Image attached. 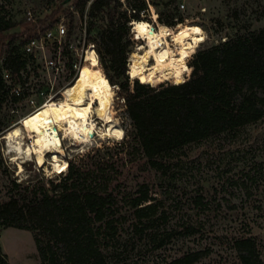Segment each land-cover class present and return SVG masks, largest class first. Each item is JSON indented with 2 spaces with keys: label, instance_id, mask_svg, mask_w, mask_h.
<instances>
[{
  "label": "trees",
  "instance_id": "1",
  "mask_svg": "<svg viewBox=\"0 0 264 264\" xmlns=\"http://www.w3.org/2000/svg\"><path fill=\"white\" fill-rule=\"evenodd\" d=\"M70 1L69 7L63 9L65 0H62L42 23L61 13H66L73 23L71 7L82 15L88 8L91 32L96 27V15L106 13L108 25L100 28L98 36L92 39L97 42L102 68L114 89L123 95L131 118L132 142L128 141V147L133 146V151L142 155L145 164L163 179L181 172L182 156L190 146L219 137H237L244 128L264 119V27L238 32L218 44L200 47L190 57L192 71L188 79L176 84L169 83L176 79L163 78L167 81L154 85L157 79L148 84L140 77L131 80L128 74L133 44L129 37L131 22L141 21L144 19L141 14L149 12L146 0ZM173 19L158 13V21L169 28L175 24ZM23 24L26 26L23 31L9 37L3 31L15 24L6 22L4 28L0 25V59L5 57L6 65L20 80V70L26 63L21 61L16 43L24 39L23 44L37 33L36 24ZM9 92L0 73V96ZM122 144L127 146V141ZM109 148L98 147L89 153L87 158L92 161L87 163L83 159L81 162L69 159L67 172L58 173V180L49 177L40 183H29L19 194L0 200V227L31 231L42 264H110L112 248L120 240L126 217L121 214L118 196L111 189L114 162L106 156ZM1 161L0 151V164ZM21 184L13 180L16 188ZM125 200L135 220L132 233L142 238L153 229L151 235L159 234L151 238L156 248L181 232L174 227L160 233L159 222L165 224L169 219L163 208L165 199L149 184H140L135 194ZM193 203L199 208L207 205L201 194L193 198ZM183 225L185 236L195 235L198 230L191 220ZM233 249L239 264H264L253 237L236 238ZM210 253L209 248L190 250L161 264H196ZM0 264H10L1 246Z\"/></svg>",
  "mask_w": 264,
  "mask_h": 264
},
{
  "label": "rangeland",
  "instance_id": "2",
  "mask_svg": "<svg viewBox=\"0 0 264 264\" xmlns=\"http://www.w3.org/2000/svg\"><path fill=\"white\" fill-rule=\"evenodd\" d=\"M61 2L62 0H0V25L4 28L6 22L15 24L10 29H4L3 35L9 37L26 28L23 23H27L25 13L28 8H33L41 16H46L58 8ZM68 2L71 1L65 0L63 9L69 7ZM149 4L152 8H149L148 13L141 14L144 19L139 22H149L156 30L165 25L171 35L179 33L187 26H199L205 32V35L197 37V41L192 42L190 52L184 56L185 63L187 60V72H189L185 80L189 78L192 71L189 67L190 57L200 47L218 44L238 32L243 33L264 27V0H149ZM124 8L123 5L121 11ZM151 9L165 17L173 16L175 24L169 28L158 19L155 21ZM86 13L85 15L80 12L74 13L73 23L71 18L66 16L67 26L74 38V47L78 49L79 54L84 53V39L86 43L96 44L97 42L92 38L98 36L100 28L108 25L106 13L100 12L94 20L96 27L89 32L92 19L88 8ZM63 14L67 15L66 13L59 15ZM177 20H182V23H178ZM27 25L29 26V23ZM132 26L134 27L133 23ZM129 37L133 40L130 46L131 53L138 44L145 42L142 31H136L135 28ZM21 40L23 39L18 40L17 43ZM170 41L173 48L179 51L176 41L171 39ZM67 51L70 52V50ZM68 60H72L69 55ZM98 62L103 67L100 55ZM90 64L88 62L85 66ZM75 74L67 68L58 77L56 92L59 93L54 99H62L63 93L60 90L65 83L74 79ZM28 75L35 83L37 72H33V66L24 69V76ZM14 80L15 84L26 92V96L18 100H15L10 92L0 96L2 160L0 200L2 201L7 200L11 195L19 194L29 183H40L49 177L58 180V173H61V171H55L50 164L51 153L46 155L44 164L40 166L35 156L17 161L14 159V154L7 149L5 136L16 126L21 125L24 117L46 99L37 94L31 97L29 83L23 79L20 80L18 76ZM143 82L148 83L145 79ZM160 82H164L161 77L157 78L154 85ZM169 83L175 82L169 80ZM133 88L134 84L131 81L130 89ZM113 111L114 119L116 118L115 120L124 127L125 137L95 135L88 142L73 145L70 144L72 137H62L64 152L60 153L63 161L68 162L69 159H74L76 162H81L83 159L82 161L87 163L92 161L91 158H87L89 153H94L98 147H111L105 151L109 152L106 156H110L111 161L114 162L111 171L113 172L111 189L118 196V208L126 218L121 228L120 240L112 248L110 264H161L184 252L205 248L210 249L209 257L196 264H239L233 249V242L239 237H253L258 243L264 260V119L247 126L237 137H219L200 145L190 146L187 153L182 156L181 172L177 173L176 177L165 180L145 164L143 156L134 152L133 146L128 147V144L130 145L128 141L132 142L133 128L124 97L119 95L117 90H115ZM94 119L101 129L105 126L95 114ZM123 141H127V146L122 144ZM65 169L64 174L67 172V168ZM48 173H51V176ZM13 180L22 183L21 186L16 188ZM143 183L155 188L160 193V197L165 199L163 208L167 210L169 219L165 224L162 221L159 222L160 231H162L160 233L174 227L181 231L161 248H156V243L151 240L154 235H159L158 233L151 235V232H154L153 229H149V235H143L142 238L132 233L135 220L132 209L126 204L125 199L135 194ZM199 194L205 198L207 205L204 208L196 207L193 203V198ZM187 220L196 223L198 230L195 235L185 236L183 233L185 232L183 224ZM0 246L8 254L10 264H42L31 231L0 227Z\"/></svg>",
  "mask_w": 264,
  "mask_h": 264
},
{
  "label": "bare ground",
  "instance_id": "3",
  "mask_svg": "<svg viewBox=\"0 0 264 264\" xmlns=\"http://www.w3.org/2000/svg\"><path fill=\"white\" fill-rule=\"evenodd\" d=\"M140 24L147 25L142 31L145 42L138 44L130 54V75L143 78L148 83L160 77L185 81L184 73L188 71L184 61L185 53L187 55L190 52L192 42L197 41V37L205 35L204 30L199 26H187L171 35L163 25L156 30L149 22L134 21L136 31L140 30ZM194 27L201 31L184 34L185 29ZM162 29L165 30L163 35ZM170 39L176 41L179 51L173 48ZM89 54L91 64L85 66L87 62L82 65L77 77L64 89L62 99L43 102L24 117L21 125L5 136L7 149L14 154V159L18 161L35 156L41 164L46 155L51 153L50 164L55 170L56 167L62 168L68 164L60 157V153L64 152L62 137H72L71 145L88 142L95 135L123 138L124 127L113 117L114 87L97 61L96 51L90 49ZM177 72L180 73L179 77L176 76ZM94 114L104 122L102 129L94 119ZM16 132L19 135H15Z\"/></svg>",
  "mask_w": 264,
  "mask_h": 264
},
{
  "label": "built area",
  "instance_id": "4",
  "mask_svg": "<svg viewBox=\"0 0 264 264\" xmlns=\"http://www.w3.org/2000/svg\"><path fill=\"white\" fill-rule=\"evenodd\" d=\"M121 1L125 2V0ZM147 2L149 4V0H147ZM183 6L184 5H182V7ZM149 8H152L150 4ZM71 10L74 13H78L74 7H71ZM151 11H153L152 16L154 17V20L157 21L158 14H156L152 9ZM129 12H135V10H129ZM46 17L47 15L41 16L38 11L33 8H28L25 13V18L29 24L37 25V33L27 39L23 44H21V41L17 43V46L20 48V59L26 63V65L20 70V74L22 79L25 82L27 81V83H29L28 85L31 87L30 90L32 94L30 95L29 93V95L31 97L34 96V94L41 95L46 98L43 102L54 99L59 93L58 91L56 92V87L58 86L57 79L66 71L67 68L76 73L74 79L77 77L79 69L82 65L87 63V61L90 62V49L96 51L97 61H99V55L94 42L86 43V39H84V53H78V49L74 47V38L70 34V30L67 26L65 14L61 16L58 15L54 19H49L45 24H43L42 20ZM134 21L136 20H133L131 25ZM133 28L134 27L132 26V31ZM67 50H70V52ZM66 52L67 56L69 55L72 60L67 61ZM77 57L79 58L77 59ZM30 66H33V72H37V79L34 80L35 83H33L29 75L24 76V69H28ZM0 67L1 75L5 84L9 88L10 93L19 99L24 98L26 96V92H24L20 86L15 84L13 69L6 65L5 57L0 59ZM188 73L189 72L184 73L185 78L189 75ZM130 78L131 80L135 79L132 78L131 75ZM74 79L63 85V88L60 90L63 93L62 98L64 97V89L70 85ZM38 83L39 88L36 89ZM43 85L44 87H42Z\"/></svg>",
  "mask_w": 264,
  "mask_h": 264
},
{
  "label": "clouds",
  "instance_id": "5",
  "mask_svg": "<svg viewBox=\"0 0 264 264\" xmlns=\"http://www.w3.org/2000/svg\"><path fill=\"white\" fill-rule=\"evenodd\" d=\"M138 27L140 28L141 31H144V30L147 28V25H145V24H140V25H138ZM164 31H165V30L162 29V31H161V34H162V35L164 34ZM200 31H201V30H200L199 28H195V27H194V28H191V29H185V33H184V34H187L188 32L198 33V32H200ZM185 55H186V53H185ZM179 75H180V73L177 72V73H176V76L179 77ZM174 82H175L176 84H180V83H182V81H181L179 78H177ZM15 135H19V132H16ZM18 150H19V149H17V151H18ZM64 168H67V164H65V165L63 166V168L56 167L55 170H56L57 172H59V171H63ZM48 175L51 176V173H48Z\"/></svg>",
  "mask_w": 264,
  "mask_h": 264
},
{
  "label": "water",
  "instance_id": "6",
  "mask_svg": "<svg viewBox=\"0 0 264 264\" xmlns=\"http://www.w3.org/2000/svg\"><path fill=\"white\" fill-rule=\"evenodd\" d=\"M38 163H39V162H38ZM43 164H44V162H43V163H41V164L39 163V165H40V166H42Z\"/></svg>",
  "mask_w": 264,
  "mask_h": 264
}]
</instances>
